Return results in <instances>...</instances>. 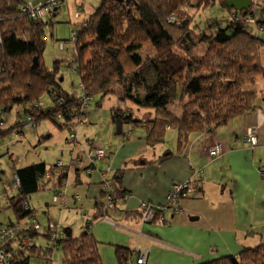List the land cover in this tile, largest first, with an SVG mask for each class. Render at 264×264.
Returning <instances> with one entry per match:
<instances>
[{"label": "trees", "instance_id": "16d2710c", "mask_svg": "<svg viewBox=\"0 0 264 264\" xmlns=\"http://www.w3.org/2000/svg\"><path fill=\"white\" fill-rule=\"evenodd\" d=\"M50 1L55 4L53 15L66 0L47 3ZM29 2L0 0V138L22 133L28 118L32 128L45 120H60V128H66L69 136L71 125L81 121L79 103L83 97L113 96L122 105L129 102L152 111V119L145 123L149 146L163 143L167 131L174 130L177 152H181L191 135L213 132L231 118L255 108L261 99L257 90L248 87L264 81V38L256 27H262L264 32V22L253 25V35L246 31L247 25L241 19L250 11L229 9L233 18L224 29L215 20L208 22V33L190 26V12L216 2L227 8L226 0H101L91 15L77 24L68 40L57 42L59 49L64 50L66 44L75 48L71 66L81 86L76 94L61 87L63 80L58 74L65 61L55 60L51 66L44 61L45 27L52 22V15L48 19L32 17L24 12ZM253 5L252 1L250 8ZM78 8L77 19L83 13V6ZM34 59L38 62L36 69L32 68ZM176 102L180 115L170 109ZM17 107H21V120L10 128H2L3 114ZM112 120L135 127L144 124L121 108L115 110ZM50 173L53 175L52 168L46 169L43 163L19 169L16 179L20 201L25 202L28 196L43 190L41 181ZM65 179V172H60L57 184ZM164 204H149L152 213L145 223L167 224L164 214L173 210L170 206L162 207ZM12 210L18 224L29 217L19 206ZM143 215L141 209L127 213L126 217L138 219ZM28 226H21L20 233L30 237V249L35 248L33 243L38 244L39 237L50 238L42 231L30 233ZM86 229L78 238H73L69 229H63L62 237L50 241L45 252L60 250L63 264H102L97 242L90 227ZM19 237L5 247L11 254L8 264H29L34 252L29 249L30 255L24 259H20L24 256L20 252L12 254ZM133 255L130 250L116 248L118 264H132ZM12 258L17 259L15 263ZM201 264H264V242L244 247L237 255Z\"/></svg>", "mask_w": 264, "mask_h": 264}, {"label": "crops", "instance_id": "0c3cea01", "mask_svg": "<svg viewBox=\"0 0 264 264\" xmlns=\"http://www.w3.org/2000/svg\"><path fill=\"white\" fill-rule=\"evenodd\" d=\"M48 1L33 0L29 3L34 6ZM83 5L85 3H80L77 7ZM89 9L83 20L91 15L94 8L92 11ZM57 13L58 10L51 17ZM47 39L45 36L46 42ZM68 46L75 53L74 46ZM58 50L63 52L62 49ZM73 61L74 59L71 62ZM90 108L89 118L86 119L88 124L92 120L93 106ZM145 114L136 119L144 122L142 126L124 124L127 127L123 129L124 125L115 122L118 132L125 134L126 139L110 137L109 148L104 147L107 157L96 162L91 172L87 171L90 166L85 161V156L79 157L78 163H62L60 168H55L56 164L48 166L42 161L27 165L43 163L46 169L52 168L53 175L50 173L41 181V191L52 190L55 195L57 190H61L69 182L68 192L78 193L80 196L79 200H74V194L69 198L63 195L67 198L65 204L61 203L64 207H78L77 211L82 213L75 214L76 221L66 220L65 228L59 227V235L62 237L61 231L67 228L73 238H78L86 233L89 226L90 234L97 242L102 264H118L116 248L134 252L132 264L137 261L139 251L144 249L149 250L146 264H201L223 256L237 255L244 247L259 244L258 241L264 235V173H260L264 172V98L258 99L255 108L231 118L213 132L191 135L181 152H177L174 130H168L175 134L174 142H168L172 144L168 149L165 148V142L153 147L146 143L148 126L145 123L152 119V115ZM109 124L110 121L106 119L101 122V132L95 135L94 140L103 141L108 135L107 128L113 126ZM41 125L42 123L34 132ZM249 129L255 130L257 139V146L253 148L243 140ZM136 130H139L136 138H132V132ZM37 133L39 134L38 131ZM171 137L170 133L169 138ZM65 141L68 143L67 138ZM216 144L222 146V153L219 158H211L205 149ZM80 148L78 154L91 152ZM149 148L154 151L149 153ZM72 150L75 151L73 147ZM70 159L72 162V155ZM15 171L12 172V178ZM60 172H65L66 179L58 185L57 175ZM187 181L198 186L200 193L196 197L181 201L178 213L173 215L171 211L165 212L167 224H147L143 217H126L127 213L140 212L142 203L155 206L163 204L173 183ZM107 183L114 197V206L102 212L108 194ZM4 197L8 202L6 194ZM24 201L33 211L30 206L31 199L28 201L27 197ZM7 205L10 207L9 203ZM50 222L52 221L48 220L44 224ZM8 225L12 226V223ZM0 227L3 228L1 224ZM258 235L259 238L256 237ZM173 243L182 249L186 245L196 253L194 256L183 254Z\"/></svg>", "mask_w": 264, "mask_h": 264}, {"label": "rangeland", "instance_id": "374dc122", "mask_svg": "<svg viewBox=\"0 0 264 264\" xmlns=\"http://www.w3.org/2000/svg\"><path fill=\"white\" fill-rule=\"evenodd\" d=\"M32 2L33 0H29ZM101 0H66L65 3H63L62 7L58 10V13L52 18V22L48 24L45 27V34L47 36V42L45 46V52H44V61L47 66H51L53 62L56 60H63L65 61L63 63V66H61L59 69V74L62 78L61 87L65 91L76 94V90L78 87H80V81L79 76L74 72L71 65V61L75 59V53L70 46L67 44L65 45V48H67L63 52H59L57 48V41L58 40H68L71 36V32L74 30H77V27L80 21L84 19V16L88 13V9L92 11L93 8L97 7L100 4ZM253 6L250 10V14L245 15L248 17H255V20L258 22H264V0H252ZM259 2V3H258ZM85 3V12L84 14L81 13L80 17L77 19L76 13L78 12L77 4ZM37 6V5H34ZM192 19L190 21V26L193 28H199L201 30H204L206 33H208V22L215 20L218 27L221 29H224L228 27L230 23V17L231 13L230 10L222 7L221 5L216 2L211 7H208L206 9L196 10L190 12ZM246 31L249 33L255 35L256 30L253 27V25L248 24ZM259 35L264 38V32L261 31ZM264 40V39H263ZM149 52V49H147ZM261 59H262V65L264 67V46L261 49ZM248 88L257 90L259 98L263 97L264 93V81L259 80L255 86H249ZM93 98V97H91ZM100 104V106H99ZM98 105V106H97ZM92 120L91 123H86V119L89 118V111H91L92 107ZM118 108H121L124 110L125 114H132L133 119H140L145 113H151L150 110H145L139 107H136L132 105L131 103L127 102L125 105H122L119 103L113 96H108L104 99H100L99 97H94L92 103L89 105L88 109L86 110V114L82 115L80 114L81 121L78 120L75 121L71 125V132L74 133L78 137L77 139H68V143H66V138L68 135V130L66 128H60L59 124L61 123L60 120L54 121V120H45L42 121V125L39 130V134L34 132L36 129H38V125L34 128H25L22 133H13L9 134L8 136H5L3 138H0V224L2 226H7L9 223H12V227L18 228L23 225L28 226V219L25 218L24 220L19 222L16 220L15 214L11 207H8L7 199H5L4 194H6L5 190L7 187H9L12 184V172L18 169L23 168L24 166H27L32 163L36 162H44L48 166L55 165L58 161H61L62 163L68 165L69 162H71V155L72 157L79 158L82 156H85L86 162L90 164V157L93 152L96 151L99 147L102 148L104 151V147L107 146V149L110 146L109 138L115 137L117 138H125V134L119 133L118 128L115 125V122L110 120L114 117L115 110ZM170 109L176 114L180 115V109L177 106V102L173 107H170ZM110 115V116H109ZM58 118V116H57ZM96 119V120H94ZM106 119L110 121L109 125H113L107 128V136L103 139V141L99 142L97 140H94L95 135L101 132V122ZM21 120V107L14 108L10 112H7L3 114L2 117V128L7 129L12 127L15 123L19 122ZM94 120V121H93ZM80 122V123H79ZM39 123V125L41 124ZM148 126V125H147ZM127 125H124L123 129H125ZM140 129V128H139ZM126 131V130H125ZM139 130L133 131L134 133L132 138H136V134ZM45 132V133H44ZM125 133V132H123ZM171 133L172 137L169 138V134ZM85 136H84V135ZM130 134V133H129ZM131 135V134H130ZM130 135H128V138H130ZM173 132L167 131L164 142L166 143V149H168V146H172L171 143L168 142H174ZM86 137V138H85ZM69 138V136H68ZM89 138V139H87ZM145 138V137H144ZM80 140V142H79ZM122 140V139H121ZM90 142V143H89ZM108 144V145H107ZM68 146V147H67ZM72 146L75 149V151L72 150ZM80 147H83L89 151L90 153L83 152L82 154H78ZM149 153H152L154 150L148 149ZM101 156V155H100ZM103 159L107 157L105 154L102 156ZM101 157V158H102ZM101 159V160H103ZM100 160H97L98 162ZM56 168H60L56 166ZM63 169V168H62ZM16 174V171L13 173V175ZM47 183V182H44ZM6 185V186H4ZM68 184H66L64 187H62L63 195L67 198L71 197L72 194H75L74 192H68ZM4 189V191H3ZM58 191V190H57ZM35 195V194H34ZM54 192L52 190H45L38 192L35 196H28V201H30V206L33 209V213L35 214L39 224L42 225L43 228H41V231L45 228V224L48 220L52 221L55 226H59L60 228H65L66 225H64L65 221L68 220L72 222L73 220L76 221L77 218L75 214L80 215L82 212L77 211L78 207L74 206H67L64 207L61 203V200L58 201L57 204L53 202L54 198ZM64 197L65 199H67ZM21 201H18L15 207L19 206L21 208ZM46 204H49V207H46ZM13 207V208H15ZM48 211L51 213L48 214ZM170 211H167V213ZM27 214L30 212H26ZM77 225V224H75ZM60 228L58 230V234L60 233ZM62 232V231H61ZM45 233L48 235H51V230L47 229L45 230ZM22 235V234H21ZM263 235V234H262ZM241 236V235H240ZM260 235L256 236L259 238ZM23 237H19L17 245L21 244V239ZM39 247H35L33 249V254L29 257V264H63L62 263V254L60 250H54L52 253H46L45 248L50 244L52 241L51 238L46 239L39 237L37 239ZM177 244H182V242L174 241ZM264 242V235L258 241V243ZM47 243V244H46ZM173 243V246L175 245V248L179 250L180 252H183V254L186 255H193L196 253L192 251L191 249H188V247L185 245V248H180L179 245H176ZM30 247V246H29ZM27 250L23 254L24 256H21L20 259H24L25 257L30 255V250ZM44 252H42V251ZM148 250V249H144ZM149 251V250H148ZM214 253V251H211ZM46 255H49L47 257ZM196 256V255H195ZM149 257V255H148ZM148 257L146 259V262L148 260ZM224 257V256H223ZM197 258V257H196ZM17 259L12 258V261L15 263ZM146 262L144 264H146ZM208 262V261H206ZM205 263V262H203Z\"/></svg>", "mask_w": 264, "mask_h": 264}, {"label": "built area", "instance_id": "2783aa9c", "mask_svg": "<svg viewBox=\"0 0 264 264\" xmlns=\"http://www.w3.org/2000/svg\"><path fill=\"white\" fill-rule=\"evenodd\" d=\"M54 5H55L54 1H50L49 3H46L44 5L40 4L38 6H33L31 5V3H28L26 5V8L24 9V12L30 14L32 17L48 19L50 17V14L52 12ZM241 19L246 25L248 24L256 25V22H257L254 16L248 17V18L245 17ZM256 27H257V31L261 32L263 30L262 27H258L257 25ZM78 89H81V86L78 87ZM91 102H92L91 97H83L80 100V103H79L80 114L82 115L86 114V110L88 109ZM59 118L60 116H58V119ZM27 122L28 124L25 125V128H31L29 118L27 119ZM68 139H77L78 141V137L74 133L69 134ZM243 140L245 143L249 144L251 148L257 146L255 130L249 129L248 133L244 136ZM205 152L211 158H219V156L222 153V146L220 144H216L212 147L206 148ZM105 154L106 152L102 148L99 147L98 149H96V151L93 152L90 157V167L87 171L91 172V170L95 166L96 161L103 159L102 156H104ZM78 162H79V158H75V159L73 158L72 162L70 163H78ZM56 166L62 167V162L61 161L57 162ZM260 173L263 174L264 172H260ZM106 187L108 190L107 192L108 194L106 195V199L103 205L102 212L106 210H110L114 206V197H113V194L109 190L108 183L106 184ZM5 191H6L5 192L6 196L8 198L9 206L12 208L15 207L18 201H20V199L18 198V181L16 179V174L13 175L12 184L9 187H7ZM198 191H199L198 186H194L190 181L173 183L170 186V189L165 197V204L162 207L170 206V208H172L173 210L172 213L176 214L180 211V202L197 195ZM73 199L74 200L80 199V196L78 195V193H75L73 195ZM59 200H61L62 204H65V198L62 194V190L57 191V193L54 195L53 202L56 204L58 203ZM148 205H149L148 203L147 204L142 203L140 207L142 210H144V215H143L144 222L147 221V219L152 213L150 208H148ZM21 209H23L26 212H30L29 217H28L29 226L27 228L29 229V232L30 233L41 232V228H42L41 224H39L35 214L33 213V211H30V209L26 206L25 202H22ZM162 220H165V218H162ZM47 229L51 230V235H50L51 240H56L59 237V234H58L59 226H55L53 223L50 222L46 225L45 230ZM21 230H23L21 227H18V228H15L12 226L4 227V228L0 227V264L9 263V255L11 256V254L5 251V247L12 245L13 239L16 236H20L23 233V232L20 233ZM20 241H21V244L16 246L17 249L13 251L12 254H17L18 252L24 253V250L26 252L29 249V245H31L29 236H24ZM33 245L35 247H38L37 243L36 244L33 243ZM148 255H149L148 250L139 251V256L136 261V264H144L146 262Z\"/></svg>", "mask_w": 264, "mask_h": 264}, {"label": "water", "instance_id": "95a60500", "mask_svg": "<svg viewBox=\"0 0 264 264\" xmlns=\"http://www.w3.org/2000/svg\"><path fill=\"white\" fill-rule=\"evenodd\" d=\"M251 0H226V7L228 9H234L237 12L247 13L251 7ZM38 66L37 59H34L33 69H36ZM192 220V219H191Z\"/></svg>", "mask_w": 264, "mask_h": 264}, {"label": "clouds", "instance_id": "9594fccd", "mask_svg": "<svg viewBox=\"0 0 264 264\" xmlns=\"http://www.w3.org/2000/svg\"><path fill=\"white\" fill-rule=\"evenodd\" d=\"M89 166H90V164H89ZM95 167V166H94ZM174 215V214H173Z\"/></svg>", "mask_w": 264, "mask_h": 264}]
</instances>
